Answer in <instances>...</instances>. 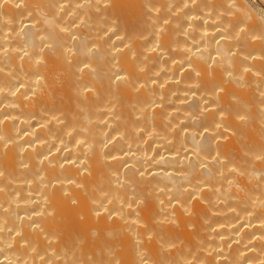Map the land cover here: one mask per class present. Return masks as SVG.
Returning a JSON list of instances; mask_svg holds the SVG:
<instances>
[{
    "label": "bare ground",
    "instance_id": "obj_1",
    "mask_svg": "<svg viewBox=\"0 0 264 264\" xmlns=\"http://www.w3.org/2000/svg\"><path fill=\"white\" fill-rule=\"evenodd\" d=\"M259 1L0 0V264H264Z\"/></svg>",
    "mask_w": 264,
    "mask_h": 264
},
{
    "label": "rangeland",
    "instance_id": "obj_2",
    "mask_svg": "<svg viewBox=\"0 0 264 264\" xmlns=\"http://www.w3.org/2000/svg\"><path fill=\"white\" fill-rule=\"evenodd\" d=\"M251 3H256V4H259L260 3V1L259 0H249ZM258 2V3H257ZM261 8L262 9H264V7L263 6H261ZM122 22L121 21H119L118 23H117V25H120ZM256 24V23H255ZM125 30H128V27L125 29Z\"/></svg>",
    "mask_w": 264,
    "mask_h": 264
}]
</instances>
